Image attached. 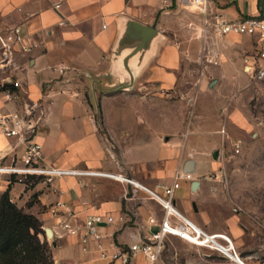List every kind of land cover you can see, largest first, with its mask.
Instances as JSON below:
<instances>
[{"label": "crops", "instance_id": "1", "mask_svg": "<svg viewBox=\"0 0 264 264\" xmlns=\"http://www.w3.org/2000/svg\"><path fill=\"white\" fill-rule=\"evenodd\" d=\"M57 1L0 0L3 23L20 26L23 34L38 43L32 52L16 54L19 69L15 75L23 97L42 98L45 105L46 121L36 137L44 160L57 168L123 176L139 187L109 177H65L50 187L37 183V192H44L39 199L48 206L57 199L66 202L76 213L75 223L93 213L114 217L115 224L101 229L103 242L126 247L146 241L165 214L149 192L164 198V188L173 184L175 175L188 172L192 180L180 181L173 209L206 233L227 235L240 263L184 241L176 264H264V240L244 232L235 218L224 219L222 227L213 230L215 195L204 177L205 167L199 165L207 161V150L216 143L214 133L219 127L217 112L214 125L209 123L208 112L196 113L195 96L210 93L214 106H219L225 89L241 81V62L230 59L213 69L210 66L216 65L204 62V48L196 59L170 43L153 22L176 5L172 0H64L54 9ZM212 2L228 20L255 16L262 4L261 0ZM132 24L155 30L145 48L134 55L142 32L131 29L134 36H129ZM227 38L218 40V46L228 49ZM211 56L220 63L221 58ZM208 75L213 79L208 80ZM92 98L98 99V107L92 106ZM132 98L137 100L134 105ZM96 115L102 117V124ZM101 125L105 133L100 132ZM16 145L19 156L23 146L0 135L2 152H10ZM132 147L146 150L137 155ZM47 156L53 159L48 161ZM193 182H197L195 188ZM150 219L156 223H149ZM169 219L177 222L174 216ZM51 231L58 261L97 264L93 253L80 251L75 238H62ZM176 239L180 240L167 236L165 242ZM133 264L149 263L139 256ZM154 264L168 263L161 259Z\"/></svg>", "mask_w": 264, "mask_h": 264}, {"label": "built area", "instance_id": "2", "mask_svg": "<svg viewBox=\"0 0 264 264\" xmlns=\"http://www.w3.org/2000/svg\"><path fill=\"white\" fill-rule=\"evenodd\" d=\"M63 1H57L53 4V8L58 9ZM172 1L176 5L193 8L200 14L199 35L203 34L205 37L209 33L216 39L230 36L249 38L251 50L242 58L243 71L253 81L264 80V0H261V8L257 15L240 17L236 20H228L217 12L212 0ZM36 48L38 43L32 36L23 34L20 26L4 24L0 16V135L6 139H16L23 146L19 156L15 154L17 145L8 153L0 150V185L3 184L4 190H7L11 183L27 186L36 181L50 187L55 181L65 177H109L139 187L132 180L119 175L70 170L46 164L42 146L36 141L46 121L45 105L42 98L32 101L23 97L25 93L15 75L19 69L15 63L16 54H27ZM203 55L207 65H217L216 58L212 57L206 48L203 50ZM182 180L191 181V174L177 173L173 184L164 188V198L149 192L165 210V214L159 223V228L146 241L138 244L120 247L112 241L104 243L105 237L101 229L105 225L115 224L117 220L109 215L88 214L83 222L75 223V211L60 199L47 207V214L67 237L75 238L82 253H93L97 264H133V260L139 256L147 263L154 264L162 254L167 236L177 237L193 246L217 252L239 262L227 235L206 233L182 218L173 209L174 192L179 188ZM171 216H174L177 222L170 221ZM149 223L156 222L150 219Z\"/></svg>", "mask_w": 264, "mask_h": 264}, {"label": "rangeland", "instance_id": "3", "mask_svg": "<svg viewBox=\"0 0 264 264\" xmlns=\"http://www.w3.org/2000/svg\"><path fill=\"white\" fill-rule=\"evenodd\" d=\"M167 11L166 14L158 15L153 24L163 32L170 43L180 45L196 59H199L200 48L206 46L211 55L221 58V64L218 62L216 66H210L213 69L228 64L230 59L233 63L241 62V81L225 89L219 106H214L215 98L210 93L208 97L198 95L197 99L195 96L196 113L208 112L209 123L214 125V115L217 112L216 125L219 127L218 132L214 133L216 143L207 150V161L199 165L205 167L204 177H207L210 191L212 189L215 195L212 197V202L216 204V215L211 222L213 230L221 228L224 219L235 218L244 232L264 240V80L253 81L243 71L242 58L250 52V42L247 37L232 36L227 38L230 42L228 49L224 45L218 46V43H221L218 40L221 39H216L209 33L205 37L203 34L199 35L201 16L193 8L172 5ZM232 72L236 75L234 70ZM207 78L213 79L211 75ZM85 88H88V84ZM196 100L199 103L195 105ZM136 101V98H132V105L136 104ZM202 101H206V105L203 102L204 107L200 105ZM91 102L92 106H99L97 98H92ZM191 112L192 110L188 112V116ZM97 117L102 124V117L96 115ZM105 131V127L101 125L100 132ZM145 150L143 147H132V151L137 155H142ZM51 159L53 156H47L48 161ZM37 183L40 182L35 181L17 188V184L11 183L7 190L0 189V199L6 193L8 201L21 213L33 216L39 222L36 238L40 245L44 244L43 264H67L54 257L56 239L53 236L47 237L45 229L53 230L55 235L62 238L67 236L47 214L49 203L39 199L44 192H37ZM33 241L35 242L34 239ZM176 241L165 242L159 260L164 259L168 264H176L180 244L185 243L178 239Z\"/></svg>", "mask_w": 264, "mask_h": 264}, {"label": "trees", "instance_id": "4", "mask_svg": "<svg viewBox=\"0 0 264 264\" xmlns=\"http://www.w3.org/2000/svg\"><path fill=\"white\" fill-rule=\"evenodd\" d=\"M39 226L33 216L11 204L4 193L0 199V264H43L44 244L40 245L36 238Z\"/></svg>", "mask_w": 264, "mask_h": 264}, {"label": "water", "instance_id": "5", "mask_svg": "<svg viewBox=\"0 0 264 264\" xmlns=\"http://www.w3.org/2000/svg\"><path fill=\"white\" fill-rule=\"evenodd\" d=\"M136 31L138 30L139 32H142V35L140 36V42L138 43V45L136 46V48L133 50L132 55L138 53L139 51H141L142 49L145 48L146 43L148 42V40L151 38V36L155 33V30L151 27H143L140 25H134L132 24L128 30V35L132 37L134 36L133 34H130V30ZM124 66L127 69V64L126 62H124ZM191 166V164H188V167ZM197 186V182H193L192 183V187L195 188ZM46 235L47 237H51L52 238V233L50 232V230L48 228L45 229Z\"/></svg>", "mask_w": 264, "mask_h": 264}, {"label": "bare ground", "instance_id": "6", "mask_svg": "<svg viewBox=\"0 0 264 264\" xmlns=\"http://www.w3.org/2000/svg\"><path fill=\"white\" fill-rule=\"evenodd\" d=\"M183 218V217H182ZM50 230V229H49ZM50 232L52 233V231L50 230Z\"/></svg>", "mask_w": 264, "mask_h": 264}]
</instances>
